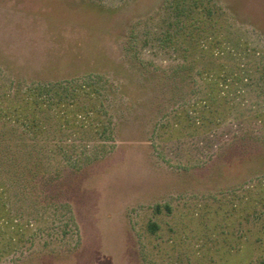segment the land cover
<instances>
[{
  "label": "rangeland",
  "instance_id": "1",
  "mask_svg": "<svg viewBox=\"0 0 264 264\" xmlns=\"http://www.w3.org/2000/svg\"><path fill=\"white\" fill-rule=\"evenodd\" d=\"M215 1L192 61L145 43L163 0H0V82L91 74L104 111L5 133L0 264H264V0Z\"/></svg>",
  "mask_w": 264,
  "mask_h": 264
},
{
  "label": "trees",
  "instance_id": "2",
  "mask_svg": "<svg viewBox=\"0 0 264 264\" xmlns=\"http://www.w3.org/2000/svg\"><path fill=\"white\" fill-rule=\"evenodd\" d=\"M163 15H161L156 26L145 33V43L151 44L154 48L163 50L164 52L178 55V48L183 44L188 48L182 53L184 60L191 58L195 61L196 54L201 56L206 55L208 51L207 46H220V42L216 41V37H208L204 35L206 31H213L217 24V17L222 15V7L218 5L215 0H163L160 8ZM133 40L136 37L133 36ZM135 43L136 41H132ZM214 51V52H213ZM210 55L217 59L218 56L224 52L223 49L213 48ZM181 68V67H180ZM176 70H180L179 68ZM2 68L0 67V74ZM85 78V83H77L75 77L63 78L59 81L42 82L34 80L27 83L25 86L21 84L20 79L9 75V78H2L6 83L0 82V156L2 153L7 154V150L3 148L2 142L4 141L5 133L8 132L15 135L17 138L33 137L37 134L45 132L44 124L52 119L59 121L61 131H64L66 124L65 119L72 117L74 123L81 125L91 126L89 120L95 119L94 116L100 115L102 112L96 104L84 108L81 106V101L96 100L99 98V90L93 88V83L90 81L91 74L82 76ZM210 77V78H209ZM235 78V79H234ZM206 79L211 80L210 92V106L218 105L216 85L223 82L226 86L232 80L235 83L242 81V78L232 75H220L219 73H212ZM234 79V80H233ZM89 80V81H88ZM229 80V81H228ZM247 80H250L249 76ZM91 82V83H90ZM228 82V83H226ZM234 84V83H232ZM213 86V87H212ZM213 93V94H212ZM218 102V103H217ZM230 104L228 100L225 101ZM96 107V109H95ZM94 108V109H93ZM95 110H98L97 112ZM101 111V112H100ZM219 114L215 109L213 115ZM40 115L46 122L41 120ZM217 118V117H216ZM64 120V123L62 121ZM87 120V121H85ZM97 124H103L97 117ZM68 125V124H67ZM108 132V130H107ZM102 133H106L103 129ZM31 137V138H32ZM6 141V139H5ZM4 141V142H5ZM19 150V148L17 147ZM9 151V149H8ZM10 152V151H9ZM15 154V152H14ZM76 156H78L76 154ZM17 163L13 161L11 156L9 163H2L0 168L5 166L13 167L15 172ZM24 168L33 167L24 165ZM30 173H27L29 176ZM20 175V174H19ZM42 186L47 188L52 186L53 179L40 180ZM44 187H42L44 189ZM151 232L156 230L154 223L150 224Z\"/></svg>",
  "mask_w": 264,
  "mask_h": 264
}]
</instances>
